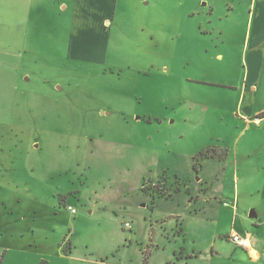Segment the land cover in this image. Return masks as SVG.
<instances>
[{"label": "rangeland", "instance_id": "rangeland-1", "mask_svg": "<svg viewBox=\"0 0 264 264\" xmlns=\"http://www.w3.org/2000/svg\"><path fill=\"white\" fill-rule=\"evenodd\" d=\"M77 6L0 0V264H264L248 9L117 0L108 29L85 21L109 38L96 62L69 52Z\"/></svg>", "mask_w": 264, "mask_h": 264}, {"label": "crops", "instance_id": "crops-1", "mask_svg": "<svg viewBox=\"0 0 264 264\" xmlns=\"http://www.w3.org/2000/svg\"><path fill=\"white\" fill-rule=\"evenodd\" d=\"M231 1L240 7L248 9L249 11V16L246 21V29L244 31V51L241 57V63L244 65L242 96L244 100L246 96L249 95L251 91H253V95H251L249 98V104L256 106L259 93L262 95L264 93V0ZM82 2L83 4L86 3L84 8L87 9L88 6H91L94 8V11H90L88 15H86V9L84 11L82 9ZM116 4L117 0H77V7L79 8V14L77 18L79 22L82 19V24H79L77 21L76 27L73 30L77 39V43H75L74 46L73 43L70 44V54L73 53L75 55L79 54L78 56L92 57L90 59L94 58V61L96 62L105 61L109 38L107 34H104V31L98 35L97 31L91 29L89 25H86L85 21L89 22L90 19H88V17L91 18L93 15L94 21L102 22L104 29H108V24L110 23V18L112 17ZM232 9L234 10L235 8ZM90 31H93L94 33H90ZM214 31L217 32V35L220 39L225 35H234L232 29L229 30L228 28L226 29L224 27H219L214 29ZM217 59L223 61L224 55L221 53L218 54ZM196 80H206L209 82V79ZM246 111L249 115H252V110L249 112L248 109H246ZM253 115H255L256 122L261 123V119L264 118V107L257 110L254 109ZM229 236L227 237L228 239ZM249 242L250 248L244 249L246 251L253 249V241L250 237Z\"/></svg>", "mask_w": 264, "mask_h": 264}, {"label": "built area", "instance_id": "built-area-1", "mask_svg": "<svg viewBox=\"0 0 264 264\" xmlns=\"http://www.w3.org/2000/svg\"><path fill=\"white\" fill-rule=\"evenodd\" d=\"M70 209L72 210L73 213H77V210L72 208L70 206ZM229 239L233 241L236 245L244 248V249H249L250 248V242H249V237L246 235H241L238 233H233L229 236Z\"/></svg>", "mask_w": 264, "mask_h": 264}, {"label": "trees", "instance_id": "trees-1", "mask_svg": "<svg viewBox=\"0 0 264 264\" xmlns=\"http://www.w3.org/2000/svg\"><path fill=\"white\" fill-rule=\"evenodd\" d=\"M201 155H202V156H205V157H213V156H215V153L212 154V153H205V152H202ZM194 167H195V165H194ZM160 196H161V195H160Z\"/></svg>", "mask_w": 264, "mask_h": 264}, {"label": "water", "instance_id": "water-1", "mask_svg": "<svg viewBox=\"0 0 264 264\" xmlns=\"http://www.w3.org/2000/svg\"><path fill=\"white\" fill-rule=\"evenodd\" d=\"M250 216L253 217V216H255V215H254V213L252 212Z\"/></svg>", "mask_w": 264, "mask_h": 264}]
</instances>
